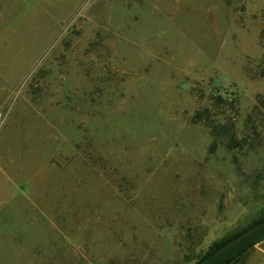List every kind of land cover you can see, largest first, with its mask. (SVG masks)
Returning <instances> with one entry per match:
<instances>
[{
  "label": "rangeland",
  "instance_id": "374dc122",
  "mask_svg": "<svg viewBox=\"0 0 264 264\" xmlns=\"http://www.w3.org/2000/svg\"><path fill=\"white\" fill-rule=\"evenodd\" d=\"M262 217L264 0H0V264H196Z\"/></svg>",
  "mask_w": 264,
  "mask_h": 264
},
{
  "label": "water",
  "instance_id": "95a60500",
  "mask_svg": "<svg viewBox=\"0 0 264 264\" xmlns=\"http://www.w3.org/2000/svg\"><path fill=\"white\" fill-rule=\"evenodd\" d=\"M264 238V219L245 228L218 248L206 254L197 264H226L237 254Z\"/></svg>",
  "mask_w": 264,
  "mask_h": 264
},
{
  "label": "trees",
  "instance_id": "16d2710c",
  "mask_svg": "<svg viewBox=\"0 0 264 264\" xmlns=\"http://www.w3.org/2000/svg\"><path fill=\"white\" fill-rule=\"evenodd\" d=\"M212 99H214V105H216V101H223L224 99L220 96V95H216L214 97H212ZM226 106L228 108V110L232 111V113L236 116L237 115V102H236V99L235 100H230L229 101L227 100L226 101ZM192 122H204L206 124V126L211 130V133L212 135L215 137V139L217 138V133H216V126L212 124V110L208 109V108H204V109H199V110H196L195 113L192 115ZM217 142V139L214 143ZM235 144V137L234 136H231V138L229 139L228 143H227V146L228 147H233ZM264 217L260 218L259 220L253 222L252 224H250L249 226L253 225L254 223L260 221V220H263ZM248 226V227H249ZM247 228V227H246ZM244 230V229H243ZM242 231V230H241ZM240 231V232H241ZM238 232V233H240ZM237 233V234H238ZM235 234V235H237ZM233 235V236H235ZM232 236V237H233ZM232 237H229V238H226L220 242H217L211 250H209L207 253H205L197 262L196 264L206 255L208 254L209 252H211L212 250L218 248L219 246H221L222 244H224L226 241H228L230 238ZM252 246V245H251ZM251 246H249L248 248H250ZM247 248V249H248ZM247 249H245L244 251H242L241 253L237 254L235 257H233L230 261H228L226 264H231L232 262H234L235 260H237L238 258H240L246 251Z\"/></svg>",
  "mask_w": 264,
  "mask_h": 264
},
{
  "label": "crops",
  "instance_id": "0c3cea01",
  "mask_svg": "<svg viewBox=\"0 0 264 264\" xmlns=\"http://www.w3.org/2000/svg\"><path fill=\"white\" fill-rule=\"evenodd\" d=\"M263 253H264V249H263Z\"/></svg>",
  "mask_w": 264,
  "mask_h": 264
}]
</instances>
